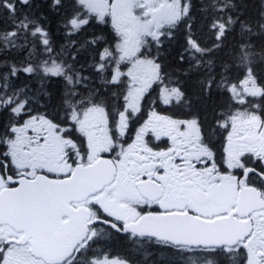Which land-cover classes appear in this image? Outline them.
I'll use <instances>...</instances> for the list:
<instances>
[{"label":"snow or ice","instance_id":"obj_1","mask_svg":"<svg viewBox=\"0 0 264 264\" xmlns=\"http://www.w3.org/2000/svg\"><path fill=\"white\" fill-rule=\"evenodd\" d=\"M199 7L0 0V264H264V3ZM93 20L111 33L78 38ZM190 81L211 122L158 110Z\"/></svg>","mask_w":264,"mask_h":264},{"label":"trees","instance_id":"obj_2","mask_svg":"<svg viewBox=\"0 0 264 264\" xmlns=\"http://www.w3.org/2000/svg\"><path fill=\"white\" fill-rule=\"evenodd\" d=\"M202 0H193V3L197 5V11L200 10V4ZM238 3H242L244 6V11L247 15L250 17L256 18L259 16L260 12L262 11V3H264V0H237ZM45 15L47 16V23L51 29V31L54 33L57 43L63 42V31L61 30V25L59 23V16L56 12L52 11L51 9H46ZM92 33L96 34H110L111 33V26L109 24H100L99 22L93 20L89 27L85 30L84 33H81L80 37L78 38H84L86 35H91ZM77 38V37H74ZM210 33H207L205 31L203 35V39L205 41L209 40ZM229 40H231V37H229ZM261 43H264V41L257 40V48L260 47ZM178 45L174 44L171 46L168 50V53L165 55L167 56V62L169 65H171L172 56L175 55V51ZM170 53V54H169ZM87 54H83V56H86ZM83 56L81 59V62L83 63ZM23 79V78H22ZM56 83L53 84V90L55 91ZM187 92L188 96L191 101V109H189L186 106H182L183 112L186 114H189V112H199L202 117H207L208 121L211 122L213 117L214 111H219L218 105L222 103V98L220 97H212V98H205L200 97L197 93V90L194 86V84L190 81L187 86ZM113 251L116 252H127V245L125 243V240L123 237H117L113 241L110 242L109 246ZM168 256H171L168 252H165ZM171 257H174L173 255Z\"/></svg>","mask_w":264,"mask_h":264},{"label":"flooded vegetation","instance_id":"obj_3","mask_svg":"<svg viewBox=\"0 0 264 264\" xmlns=\"http://www.w3.org/2000/svg\"><path fill=\"white\" fill-rule=\"evenodd\" d=\"M158 110L167 114H173L178 118L188 117V114L183 112L181 105H173V106L160 105ZM146 247L148 253H150V256L148 257L147 260V264H170V262L174 259V257H171L172 253L168 249L156 245H148ZM108 250L111 252L113 256H123L127 254V252L113 251L110 247H108ZM165 252H168L169 254H171V256H168Z\"/></svg>","mask_w":264,"mask_h":264}]
</instances>
